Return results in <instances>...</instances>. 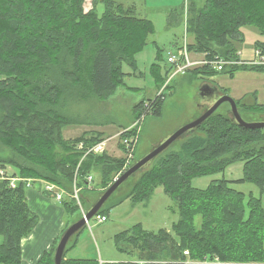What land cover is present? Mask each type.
Wrapping results in <instances>:
<instances>
[{"label": "trees", "instance_id": "trees-1", "mask_svg": "<svg viewBox=\"0 0 264 264\" xmlns=\"http://www.w3.org/2000/svg\"><path fill=\"white\" fill-rule=\"evenodd\" d=\"M85 2L0 0V145L13 153L12 157L0 155V170L13 166L22 179H42L67 192L75 186L81 188L84 209L85 196L91 191L87 177L99 172L101 188L108 189L126 161L107 153L85 156L76 151V143H101L102 134L64 139L63 129L77 122L63 111L72 101H106L121 87L132 89L125 79L142 76L136 55L156 31L151 20L116 0H96L88 12ZM99 4L104 5L101 15ZM186 16L187 33L194 38L190 52L209 53L210 60L220 56L235 63L222 71L194 69L189 72L192 82L222 73L233 78L239 71L264 74V65H240L234 45L244 40L242 28L248 25L257 27L264 36V0H206L202 7L190 2ZM257 47L264 54V46L257 43ZM162 58L158 50L151 67L159 89L171 75V69L164 70L158 64ZM124 65L131 69L130 74ZM219 91L229 95L227 89ZM166 100L163 90L155 99L142 101L135 107L137 119L145 108L149 110L146 115L162 117ZM237 104L242 115H264V105L257 102ZM131 135L126 129L122 139ZM185 137L178 150H166L149 170L141 171L128 194L112 198L98 213L108 219L124 201H149L154 189L161 186L174 202L172 211L179 215L173 233L161 230L155 234L137 225L116 235L117 250L137 260L113 264H264V129L244 128L233 122L232 115L220 113ZM238 163L244 164L243 178L228 181L224 176L227 168ZM217 175L222 177L205 189L193 186L195 179ZM240 184L258 188L259 197L234 188ZM61 205L65 233L81 208L71 199ZM38 223L39 216L28 206L26 184L22 181L10 187L8 181L0 179V236L5 239L0 245V264H22L21 242ZM83 230L67 246L62 264H100L96 259L66 258L77 248ZM58 243L37 264H55Z\"/></svg>", "mask_w": 264, "mask_h": 264}, {"label": "rangeland", "instance_id": "rangeland-1", "mask_svg": "<svg viewBox=\"0 0 264 264\" xmlns=\"http://www.w3.org/2000/svg\"><path fill=\"white\" fill-rule=\"evenodd\" d=\"M94 1L96 0H86L84 8L87 12L93 8ZM116 1L123 4L126 9H134L138 16H143L144 18L151 20L156 28L155 34L148 37L144 50L136 55V59L137 57L139 58V62L137 61V63L139 70L142 72V76H130L129 79H125L126 85L132 89L121 87L109 100L69 102L63 112L65 115L76 121L77 124L66 126L63 129V137L65 139L75 138L81 134L79 131L80 129L89 130L92 127H97L101 128L100 130L104 132L107 137L112 136L115 138L109 147L115 150L117 149L116 146L118 141H120V137H118L117 134L123 129H128L137 121L140 123L141 133L139 135L135 152L134 165L138 160L149 154L155 146L169 135L173 134L184 125L194 121V116H196L198 109L197 105L199 103H197L200 92L199 81L192 82L190 73H187L186 75H170L167 79L166 85L159 89L152 77L151 67L156 61L155 59L158 56V50H160L163 58L158 64L165 70L166 53L171 51L169 43L174 37L180 38V44H182L184 40H186L188 44L194 43L193 36L189 35L186 29L188 18L186 16L187 6L190 2H194L198 7H202L206 0ZM97 10L101 15L104 12V5L99 4ZM171 14H173V16H170ZM176 20H179L180 24H177L174 28L170 27V23H174L173 21ZM242 30L244 31V40L237 41L234 45L237 50L243 52L242 58L244 61L257 60L258 58H256L255 49L258 41H261V43H259L260 45L264 43V36H262L260 30L253 25L245 26ZM199 58H203V56ZM124 71L130 72L131 69L127 65H124ZM238 73L240 74L236 77ZM258 74L262 73L239 71L235 73L233 78L226 73L219 74L215 77L217 83L220 84L222 83V79L229 81V83H232L230 81H234V85L238 87L241 93L245 94L252 90V85L259 84L258 77L260 76ZM205 79L215 80L214 77H206ZM244 86L248 91H246ZM163 90L167 95V100L163 108L162 117L157 118L154 115H146V112L149 110L145 108V113L143 114L145 115V118L140 117L141 120L137 119L135 107L144 99H155L157 94ZM205 109L206 108L202 109V114L205 112ZM227 110H229V105L224 104L215 114L221 113L231 116ZM243 116L248 122L264 121V115L261 114L244 113ZM90 124L96 126H91ZM185 138L186 137L184 136L182 139L175 142L167 152L178 150L181 141ZM0 155L2 157H12L13 153L0 145ZM154 163L155 162H153L146 170H149ZM143 172H139L127 180L112 197H118L127 193L133 187L135 182L140 179ZM18 175L19 171L13 166H7L5 169L0 170L1 180L8 181L6 177L14 178L19 177ZM93 177V185L100 186V175L95 174ZM215 179H219L218 175L201 178L196 180L193 186L197 189H202L209 183V181ZM105 190L106 189L101 188L98 196H101ZM112 197L109 200H111ZM173 205L174 202L164 193V189L161 186L154 189L149 201L134 203L131 199H128L110 212L107 222L99 224L95 218L91 219L80 237L79 243L82 239H86L84 246L81 249L76 250L71 256L74 258L100 259L103 256V251L109 255L110 252L117 251V248L115 249L116 246L114 241L116 234L118 235L124 231L130 230L137 225H142L145 230H147V227H150L152 228L150 230H154L155 232L149 230L148 232L155 234L161 230H168L173 233V225L179 221L178 213L172 211ZM84 207L85 210L88 211L85 203ZM77 217H79V219L82 218L81 210L75 215V218L72 219V223L79 220ZM74 237L69 242L68 247L72 245Z\"/></svg>", "mask_w": 264, "mask_h": 264}, {"label": "crops", "instance_id": "crops-1", "mask_svg": "<svg viewBox=\"0 0 264 264\" xmlns=\"http://www.w3.org/2000/svg\"><path fill=\"white\" fill-rule=\"evenodd\" d=\"M170 16H173V14H171ZM139 17L144 18L143 16H139ZM177 24H180L179 20H176L174 23H170L169 26L174 28ZM242 33H244L243 30H242ZM180 41L181 40L179 37H174V39H171V41L169 43L171 51L166 53V55H169L170 53L177 51L182 45V44H180ZM258 43H261V41H258ZM261 45L264 46V43ZM256 48H258V47L256 46ZM238 52L241 53V59L244 61V59L242 58L243 52L240 50H238ZM192 56L194 58H199V57H202L203 54L198 55L196 53H193ZM137 61L139 62L138 57H137ZM247 61H249V60H247ZM165 68L167 69L168 67H165ZM126 73L130 74L131 71L126 72ZM239 74L240 73H238L236 75V77ZM258 75L260 76V77H258L259 84L252 85V90H250V91H248L246 89V87L244 86L246 91H248L245 94L241 93L240 90L238 89V87L236 85H234V81H230L232 83H229V81L222 79V81H221L222 83L220 84V83H217L216 77H214L215 80H206V79L198 80L199 81L198 84H200V92L198 95L197 103L198 102L199 103L197 105L198 109L196 112L197 113L196 116H194V120L202 114V109L204 107L201 105V102H200V93H201L202 89H205L207 87L211 88V89H217V91L220 93H222L221 91H219L220 88L227 89L229 91V95H231L236 101H241V103H243V104L253 105L254 103L257 102L259 105H264V74H258ZM129 77L130 76H128L126 79H129ZM200 81H202V82H200ZM143 101L147 102L148 100L144 99ZM90 125L96 126L93 124H90ZM100 129L101 128H97V127H92L89 130L80 129L79 131L81 132V134L79 136H77L75 138H71V139H66V140H74L76 138H80L85 133H90V134L100 133V134H102V140L106 142V153L109 156L114 157V158H118V159L125 158L126 154H125L124 149L120 147V145H121L120 143H121V136L126 130L123 129L117 134L118 137H120V141H118L117 146H116L117 149H115L116 150L115 151L114 149L109 148L111 142L115 138L112 136L107 137L106 134L104 132H102ZM243 169H244L243 163L234 164V165L230 166L229 168H227L224 176L228 181H232V182L241 180L243 178ZM95 174L100 175L99 172H95L93 174V176ZM218 177L221 178L222 176L219 175ZM196 180H198V179H195L193 181V185H194V182ZM211 181H209V183L206 184V186H204L202 189L207 188ZM135 184H136V182H135ZM134 185H133V187H134ZM234 188L240 192L245 193L246 195L253 194L256 197H259V190H258V188L254 187L253 185L240 184V185H234ZM90 189H91V191H89L90 193L85 196V202L87 205V210H89L98 201V199L100 197L98 195L101 191V185L100 186L92 185ZM130 190L127 193H125L124 195L128 194L130 192ZM124 195H120L118 197H112V198H113V200H115V199H119L120 197H122ZM27 200H28V206H29L30 210L39 216V223L36 226V228L33 230V232L28 237L24 238L21 242L22 264H37L39 262V260L42 258L43 254L46 251H50L51 248L53 247V245L55 244V242L60 240L61 237L63 236L64 229L66 226L65 210H64L63 206L61 204H58L57 202H55L49 194H45V195L41 194L38 187H33L31 189H27ZM262 202H263V207H264V197H263ZM77 219H79V217H77ZM146 229H147V231L148 230L154 231V230H150V229H152L150 227H147ZM168 232L171 233L170 231H168ZM85 240L86 239H82L81 242L79 243L78 247L75 248L74 250H71L67 254L66 258L67 259H81V260L82 259H96V258H74L71 256V254L76 252V250H79L84 246ZM4 241H5V239L2 236H0V245L3 244ZM115 249H116V247H115ZM125 256H126V258H125ZM128 257H130V256H128L126 253L125 254L121 253L118 250L115 252H110L109 255L104 253V251H103V256L100 259H96V260H98L100 262V264L127 263V262H133V261L137 260L136 256H134L133 258L132 257L128 258ZM186 264H220V263H218L216 261H206V262L188 261Z\"/></svg>", "mask_w": 264, "mask_h": 264}, {"label": "built area", "instance_id": "built-area-1", "mask_svg": "<svg viewBox=\"0 0 264 264\" xmlns=\"http://www.w3.org/2000/svg\"><path fill=\"white\" fill-rule=\"evenodd\" d=\"M186 29H187V24H186ZM189 46L188 42L184 40L182 43L181 47L173 52L167 55L166 57V67L171 69V76L175 75H186L190 71H193L194 69L201 68V67H209L210 69L216 70V71H222L224 70L225 67L227 66H232L235 64L234 62H228L224 58L220 56H215L212 60L209 59V53L203 54V58L199 59H194L192 56V52L189 51ZM238 55L241 58V53L238 52ZM255 55L257 60H250V61H243L241 59L240 65L242 63H248V64H256V65H264V54L261 49L256 48L255 49ZM159 94H163V91H161ZM149 104H146L145 107H149ZM145 118V115L141 116V118ZM140 118V120H141ZM128 132L132 133L131 136L121 138V145L124 146V151H125V166L123 171L118 174L115 178L117 179L123 172L128 170L132 165L133 162L135 161V152L138 144V139L139 135L141 133V127L139 122H135L129 129H127ZM75 150L83 153L85 156L89 154H93L95 156H102L106 153V142L102 141L101 143L95 145V146H87L85 143L80 142L76 143L74 146ZM9 186L10 187H17L19 183L22 181L26 184L27 189H31L33 187H38L40 190V193L45 195L49 194L51 198L57 202L58 204H62L66 199H71V200H76L77 204L81 208L82 216L85 215L87 212L81 205V200H80V193H81V188L74 187L72 192H67L60 188L56 184L49 183L45 180H25L20 177H6ZM87 188L90 189L91 186L93 185L94 182V177L93 175H90L87 177ZM95 220L99 223H105L108 219L104 216H99L96 215ZM89 223V222H88ZM185 255H189L188 251H185Z\"/></svg>", "mask_w": 264, "mask_h": 264}, {"label": "water", "instance_id": "water-1", "mask_svg": "<svg viewBox=\"0 0 264 264\" xmlns=\"http://www.w3.org/2000/svg\"><path fill=\"white\" fill-rule=\"evenodd\" d=\"M201 105L206 108L205 112L195 119L194 121L179 128L173 134L169 135L163 141H161L153 150L142 159L138 160L128 170L123 172L113 183L106 189L99 197L98 201L82 216L81 219L72 223L65 231L55 250V264H62L67 246L71 239L83 230L88 222L93 219L103 209L109 199L118 191L122 185L132 178L137 173L146 170L152 163L168 150L175 142L182 139L184 136L191 135L197 131V129L209 118L215 115V113L224 105H229V113L232 115V120L239 126L248 129H264V121L248 122L244 119L240 112L237 101L227 94H220L217 89L205 88L200 93Z\"/></svg>", "mask_w": 264, "mask_h": 264}]
</instances>
